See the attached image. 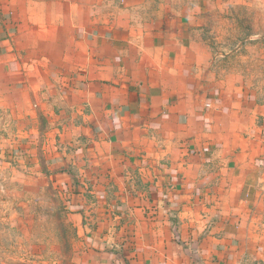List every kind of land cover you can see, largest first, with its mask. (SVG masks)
Returning a JSON list of instances; mask_svg holds the SVG:
<instances>
[{
  "label": "crops",
  "instance_id": "1",
  "mask_svg": "<svg viewBox=\"0 0 264 264\" xmlns=\"http://www.w3.org/2000/svg\"><path fill=\"white\" fill-rule=\"evenodd\" d=\"M152 5L0 0V163L71 190L68 264H264V105Z\"/></svg>",
  "mask_w": 264,
  "mask_h": 264
},
{
  "label": "rangeland",
  "instance_id": "2",
  "mask_svg": "<svg viewBox=\"0 0 264 264\" xmlns=\"http://www.w3.org/2000/svg\"><path fill=\"white\" fill-rule=\"evenodd\" d=\"M166 4L193 15L214 82L243 88L264 105V0H153L152 9ZM16 157L0 163V264L72 262L83 251V238L69 208L71 190L33 175Z\"/></svg>",
  "mask_w": 264,
  "mask_h": 264
}]
</instances>
